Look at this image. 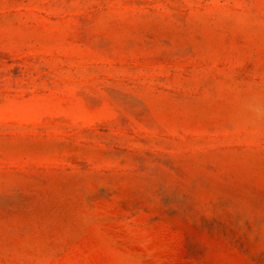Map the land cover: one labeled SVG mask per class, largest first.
Wrapping results in <instances>:
<instances>
[{"label": "rangeland", "instance_id": "obj_1", "mask_svg": "<svg viewBox=\"0 0 264 264\" xmlns=\"http://www.w3.org/2000/svg\"><path fill=\"white\" fill-rule=\"evenodd\" d=\"M0 264H264V0H0Z\"/></svg>", "mask_w": 264, "mask_h": 264}]
</instances>
